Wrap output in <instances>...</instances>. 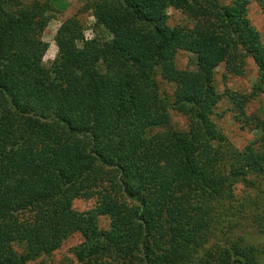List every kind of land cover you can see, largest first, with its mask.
<instances>
[{
	"label": "trees",
	"instance_id": "obj_1",
	"mask_svg": "<svg viewBox=\"0 0 264 264\" xmlns=\"http://www.w3.org/2000/svg\"><path fill=\"white\" fill-rule=\"evenodd\" d=\"M14 2L0 0V264L50 256L76 234L80 264H261L234 232L244 222L264 232V119L243 150L211 120L222 65L241 75L252 58L251 96L264 94L249 2L89 0L109 39H87L75 15L57 32L49 68L34 57L35 16ZM169 8L193 24L171 28ZM179 52L197 70L177 68ZM160 80L175 86L173 98ZM225 95L241 111L250 99ZM171 110L187 116L188 131L170 127ZM77 199L97 205L80 213Z\"/></svg>",
	"mask_w": 264,
	"mask_h": 264
},
{
	"label": "rangeland",
	"instance_id": "obj_2",
	"mask_svg": "<svg viewBox=\"0 0 264 264\" xmlns=\"http://www.w3.org/2000/svg\"><path fill=\"white\" fill-rule=\"evenodd\" d=\"M89 0H15L14 9L31 12L35 16V26L41 33L42 45L35 54V59L43 66L49 68L58 55L55 42L57 32L67 19L77 15L83 25L87 39H109L107 32L96 26L92 13L85 9ZM223 6L230 5L235 0H218ZM248 19L252 26L260 33L264 43V8L258 0H247ZM167 24L171 27L192 25L193 20L184 13L174 8L167 10ZM175 63L180 70H197L195 58L186 52H179ZM259 79V68L252 58L246 61L244 73L232 75L222 65L215 71L214 83L223 98L217 105L211 116L217 130L226 138V143L236 149L243 150L262 137V131L257 129V118L264 119V94L251 96ZM161 88L166 96L173 98L175 86L160 80ZM238 95L250 96L244 111H241L228 97L226 92ZM170 127L178 131H188L189 121L186 115L171 110ZM97 205V199H77L73 203V209L83 213ZM111 220L108 217L99 219L100 230H109ZM243 242L256 250V256L261 264H264V232L249 222H244L234 232ZM84 243V237L76 234L69 238L62 247L50 256H44L29 264H80L74 254L75 250Z\"/></svg>",
	"mask_w": 264,
	"mask_h": 264
}]
</instances>
